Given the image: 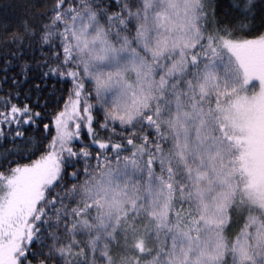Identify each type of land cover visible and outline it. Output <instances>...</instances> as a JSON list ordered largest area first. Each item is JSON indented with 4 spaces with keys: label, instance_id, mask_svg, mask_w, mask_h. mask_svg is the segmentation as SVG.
Listing matches in <instances>:
<instances>
[{
    "label": "snow or ice",
    "instance_id": "1",
    "mask_svg": "<svg viewBox=\"0 0 264 264\" xmlns=\"http://www.w3.org/2000/svg\"><path fill=\"white\" fill-rule=\"evenodd\" d=\"M8 42L0 264H264V0H29Z\"/></svg>",
    "mask_w": 264,
    "mask_h": 264
},
{
    "label": "trees",
    "instance_id": "2",
    "mask_svg": "<svg viewBox=\"0 0 264 264\" xmlns=\"http://www.w3.org/2000/svg\"><path fill=\"white\" fill-rule=\"evenodd\" d=\"M29 0H0V98L8 95L9 91H21L22 93L28 91L31 84L38 81H33L29 79L24 81L23 65L25 61L29 60L30 57L26 56L21 59H12L9 52H14L15 46L8 42L9 34L18 26L20 19L23 17L25 12V6ZM37 59H41L39 54H36ZM11 61V63L6 64L5 61ZM35 72L29 70L28 75L31 77ZM8 79L5 81L4 78ZM13 78L19 80L23 83V87L13 86ZM48 87L44 89V93L47 96L49 92H55L54 96H49L48 98L53 101L49 104L48 111L51 113L57 107L58 104L63 103L61 99L62 96L66 95L63 91L69 85L64 84L61 81L49 80ZM23 98V97H22ZM13 102L19 103V101L14 100ZM98 132L97 138H107L111 135L110 131L102 130L93 125ZM123 129L117 128V132H123ZM85 141L89 139L87 135L82 133ZM114 139H120V137H114ZM9 144H4V147H9ZM2 150V149H0Z\"/></svg>",
    "mask_w": 264,
    "mask_h": 264
}]
</instances>
